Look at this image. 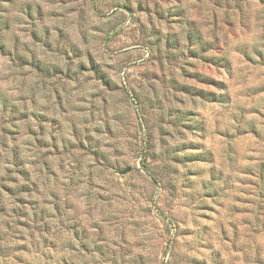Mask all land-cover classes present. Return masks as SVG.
<instances>
[{
  "label": "rangeland",
  "instance_id": "374dc122",
  "mask_svg": "<svg viewBox=\"0 0 264 264\" xmlns=\"http://www.w3.org/2000/svg\"><path fill=\"white\" fill-rule=\"evenodd\" d=\"M100 242L264 264V0H0V264Z\"/></svg>",
  "mask_w": 264,
  "mask_h": 264
},
{
  "label": "trees",
  "instance_id": "16d2710c",
  "mask_svg": "<svg viewBox=\"0 0 264 264\" xmlns=\"http://www.w3.org/2000/svg\"><path fill=\"white\" fill-rule=\"evenodd\" d=\"M202 81L205 83H214L212 82V80H210L209 78H202ZM193 93H196L197 95L204 97L205 99H209L212 101H218V102H227V99L225 96H220V95H216L214 92L210 91V90H203V89H195ZM189 160H199V152H195L194 154H191L188 156ZM27 184H28V180L25 181V183H22L19 190L25 192L27 191ZM40 213H43V210H39ZM38 214V212H34V215ZM103 241V240H102ZM65 244L67 245L66 247L71 249V245H72V239H69L65 242ZM81 246L84 247V249H87V244L85 241L81 242ZM105 245L100 242L98 244L95 245L96 248V253L102 258V262L103 263H107V262H111L112 264H126L123 260V257L121 258H117L116 255H109L106 256V252L104 251ZM132 259H141L138 256L133 257ZM130 260V259H129ZM57 264H89L88 260H84V261H79V260H74L73 258H67L65 256H62L60 258L59 261H57Z\"/></svg>",
  "mask_w": 264,
  "mask_h": 264
},
{
  "label": "water",
  "instance_id": "95a60500",
  "mask_svg": "<svg viewBox=\"0 0 264 264\" xmlns=\"http://www.w3.org/2000/svg\"><path fill=\"white\" fill-rule=\"evenodd\" d=\"M128 170H129V167H126V168L122 169V170L120 171V173H125V172L128 171Z\"/></svg>",
  "mask_w": 264,
  "mask_h": 264
}]
</instances>
